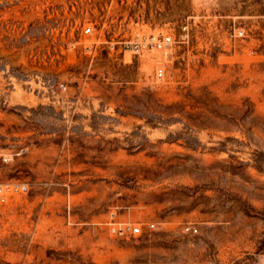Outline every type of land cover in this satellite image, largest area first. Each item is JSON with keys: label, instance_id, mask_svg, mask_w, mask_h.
Returning <instances> with one entry per match:
<instances>
[{"label": "rangeland", "instance_id": "1", "mask_svg": "<svg viewBox=\"0 0 264 264\" xmlns=\"http://www.w3.org/2000/svg\"><path fill=\"white\" fill-rule=\"evenodd\" d=\"M0 264H264V0H0Z\"/></svg>", "mask_w": 264, "mask_h": 264}, {"label": "built area", "instance_id": "2", "mask_svg": "<svg viewBox=\"0 0 264 264\" xmlns=\"http://www.w3.org/2000/svg\"><path fill=\"white\" fill-rule=\"evenodd\" d=\"M86 31H91V27H87ZM242 37L244 36V30L243 29H239L238 31H234L233 33H230V37L231 38H236V37ZM171 41V37L170 36H164L163 38H158L157 36H151L148 37L145 40H137V41H133V48L135 51H141L144 50L146 48L149 47H157V48H162L164 45L168 44ZM164 75V71L163 69H160L157 71V77L161 78ZM8 190L10 191H18V192H22V191H26L27 190V186L24 184H13L10 185L8 187H6ZM155 224L152 223L151 227H154ZM128 228L130 229L132 234H140L143 232V227L141 224H136V225H128ZM113 231L115 232H124L126 227H123V225H114L112 227ZM184 230L187 233H197L198 229L196 226L194 225H186L184 227Z\"/></svg>", "mask_w": 264, "mask_h": 264}]
</instances>
